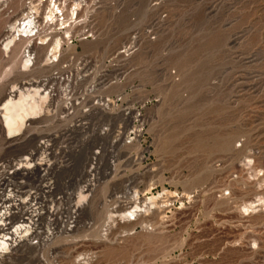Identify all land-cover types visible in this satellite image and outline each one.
I'll return each instance as SVG.
<instances>
[{"label":"rangeland","instance_id":"374dc122","mask_svg":"<svg viewBox=\"0 0 264 264\" xmlns=\"http://www.w3.org/2000/svg\"><path fill=\"white\" fill-rule=\"evenodd\" d=\"M14 1L10 14L24 5ZM64 1L83 5L94 30L67 53L106 56L143 32L130 83L145 102L149 156L129 192L145 208L135 221L109 218L103 235L105 186L82 218L92 228L27 248L15 264H264V0ZM10 59L0 51V99L14 82Z\"/></svg>","mask_w":264,"mask_h":264},{"label":"built area","instance_id":"2783aa9c","mask_svg":"<svg viewBox=\"0 0 264 264\" xmlns=\"http://www.w3.org/2000/svg\"><path fill=\"white\" fill-rule=\"evenodd\" d=\"M25 2L29 5L31 1ZM62 6L57 2L55 9ZM82 7L80 4L77 19L73 22L75 14L72 24L76 30L85 28L72 38H66V44L72 43L76 35L82 40L93 36V18L86 15ZM13 14L20 17L21 10ZM57 14L61 15L60 10ZM19 24L23 30L21 37L34 36L27 37L26 25L16 21L17 27ZM142 34L141 30H133L127 44L106 56L68 53L44 82L43 116L29 123L36 128L32 131L34 143L37 140L44 143L33 164L38 163L37 158L42 159L44 167L48 168L42 174L45 176L42 184L49 186L47 194L53 193L54 199L64 201L63 209L70 212L69 216L72 212L78 213L75 201L68 202L77 199L80 191L90 194L87 198L90 202L100 188L109 187L110 179L116 175L124 173L126 177L140 180L146 173L148 118L145 102L138 98L139 85L130 83L137 70L133 58L139 50ZM19 37L16 34V38ZM29 48L28 44L21 55L27 57ZM171 77L179 80L176 71L171 72ZM134 169L138 172L131 175ZM49 207L61 209L60 205ZM101 209L105 214L110 211V189L102 198ZM67 222L62 224V229L93 225V222L75 223L73 219ZM106 227L101 228L103 232Z\"/></svg>","mask_w":264,"mask_h":264},{"label":"bare ground","instance_id":"6f19581e","mask_svg":"<svg viewBox=\"0 0 264 264\" xmlns=\"http://www.w3.org/2000/svg\"><path fill=\"white\" fill-rule=\"evenodd\" d=\"M30 1L29 5L24 3L20 17H18L19 14L15 17V14L7 12L14 7L15 1L0 0V24L3 22L4 25L0 33V51L4 59L11 58L8 62L13 61L14 63L15 61V71L6 69H9L8 73H15L11 79L14 82L11 86L7 85L6 93L0 99V135L3 134L5 140L0 145V264H15V260L21 255V252L30 247H42L58 234L70 236L80 229L89 230L90 228H86L85 225L72 229H62V227L66 221L69 222L71 219L75 223L78 221L81 224L84 215H93L95 212L92 211V207H95L94 204L97 200L94 198L99 190L104 188H100L92 196L90 203L89 200L87 201L90 194H83L82 192L85 190L80 191L76 196L77 199L73 198L68 202L70 204L75 201L78 213L75 211L76 215H74L75 212H72L69 216L70 212L63 209L64 201L54 199L51 196L53 193L47 194L50 191L49 186L42 184L45 179L42 174L48 170L44 167L42 159L37 158L38 163L33 164L34 157L39 155L44 143L39 140L34 143L35 138L32 131L36 128L31 127L29 123L32 124L35 118L43 116L46 100L44 82L51 70L58 67L61 60L69 55L65 47L66 38H72L85 26L76 31L72 24L75 14L76 18L73 22L77 19L79 2H74V8H71L72 6L68 7V3L66 4V1L63 2V0ZM57 2L63 4L61 9L57 8L61 15H58L55 9ZM5 9H7L6 17L1 14V11ZM59 16H62V19ZM16 21H22L26 25L27 37L34 36L25 39L21 37L23 30L20 28V24L17 27ZM16 34L20 36L19 39L16 38ZM28 44L30 46L29 55L22 56L21 50ZM14 52L17 53L16 60L13 59ZM1 74L0 77L3 76ZM2 79L0 78V82ZM38 138L41 137L38 136ZM220 143L221 148L227 146V142L221 141ZM110 183L113 186V191L110 193L112 208L106 212L108 222L102 225V227L107 226L106 233L103 235H107L110 230L112 219L109 220V218H118L119 216L121 219L123 217L133 218L135 221L145 208L144 204L138 201L137 192L135 191L132 196L129 192L130 187L137 186L141 180L135 177L116 175L110 179ZM120 192L122 195L118 194ZM165 195L167 198L175 196L170 192H166ZM162 197L163 195L159 194L151 195L145 199L151 205H156ZM187 197L189 196L187 195ZM53 204L60 205L61 209L55 207L51 210L49 206ZM254 206L251 203L250 206L247 205V208L244 206L243 210L248 211ZM123 209L130 211L116 215ZM113 221H115L114 218ZM82 260L78 258L77 264H86Z\"/></svg>","mask_w":264,"mask_h":264}]
</instances>
